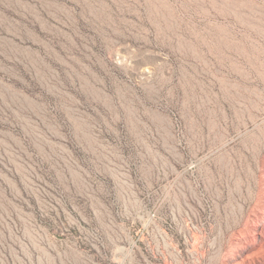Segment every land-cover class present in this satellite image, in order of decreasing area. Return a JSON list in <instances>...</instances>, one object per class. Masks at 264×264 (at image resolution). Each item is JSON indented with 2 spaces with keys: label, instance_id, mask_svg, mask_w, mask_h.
Returning <instances> with one entry per match:
<instances>
[{
  "label": "rangeland",
  "instance_id": "374dc122",
  "mask_svg": "<svg viewBox=\"0 0 264 264\" xmlns=\"http://www.w3.org/2000/svg\"><path fill=\"white\" fill-rule=\"evenodd\" d=\"M0 264H264V0H0Z\"/></svg>",
  "mask_w": 264,
  "mask_h": 264
},
{
  "label": "bare ground",
  "instance_id": "6f19581e",
  "mask_svg": "<svg viewBox=\"0 0 264 264\" xmlns=\"http://www.w3.org/2000/svg\"><path fill=\"white\" fill-rule=\"evenodd\" d=\"M229 2V1H228Z\"/></svg>",
  "mask_w": 264,
  "mask_h": 264
}]
</instances>
